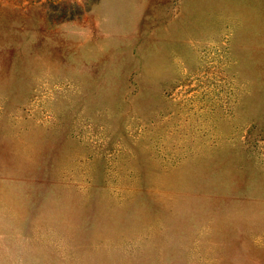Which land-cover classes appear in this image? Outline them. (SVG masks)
<instances>
[{
	"label": "rangeland",
	"instance_id": "obj_1",
	"mask_svg": "<svg viewBox=\"0 0 264 264\" xmlns=\"http://www.w3.org/2000/svg\"><path fill=\"white\" fill-rule=\"evenodd\" d=\"M0 264H264V0H0Z\"/></svg>",
	"mask_w": 264,
	"mask_h": 264
}]
</instances>
